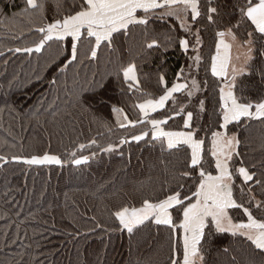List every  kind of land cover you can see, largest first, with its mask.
Returning a JSON list of instances; mask_svg holds the SVG:
<instances>
[{"label": "snow or ice", "instance_id": "1", "mask_svg": "<svg viewBox=\"0 0 264 264\" xmlns=\"http://www.w3.org/2000/svg\"><path fill=\"white\" fill-rule=\"evenodd\" d=\"M18 16L37 38L8 51L30 57L56 44L57 55L46 65L51 71L47 83H63L64 103L71 109L67 115L88 114L93 105L109 104L120 128L143 125L120 139L119 145L143 141L146 147L159 149L164 165L159 194H141L139 206L121 205L112 213L115 230L126 231L129 237L146 228H154L157 234L167 232V264H240L232 244H223L225 234L238 243H248L251 251L246 264H264V149L251 164L241 151L242 145L247 146L245 133L252 122H259L264 132V88L251 97L247 92L251 81L240 79L258 77L264 85V0H24ZM155 20L163 22L166 31L158 33L163 41H146L147 55L151 50L166 52L169 48H178L185 55L191 50L192 54L191 62L178 69L171 83L166 73L157 71V89L148 92L137 63L122 61L133 32L139 30L147 36ZM210 26L218 38L209 68L215 78L211 85L206 77L199 78L202 32ZM24 33V27L18 25L14 35ZM234 46L242 52L236 57L237 64L231 63ZM104 52L109 57L119 54L115 71L105 72L99 79L93 73L83 83L75 71L68 83L69 71L85 61L99 64ZM8 62L5 59L4 64ZM16 79L8 80L4 97L11 95ZM114 82L120 93L115 102L105 95ZM210 88L215 91L210 93ZM46 99L40 101V108ZM60 99L58 90L44 110L53 111ZM129 101L137 110L135 119L125 110ZM0 103L4 104L0 112L16 111L15 101L0 98ZM40 108H34L31 115H37ZM95 122L104 124L99 117ZM174 124L178 126L173 128ZM116 147L109 144L103 151L111 153ZM72 155L71 162L77 166L89 161L88 156ZM10 162L29 167L63 163L49 154L0 155V167ZM232 210L246 220L237 221ZM4 235L0 252L6 254L20 236L17 233L9 242L8 233ZM0 264L23 261L11 258Z\"/></svg>", "mask_w": 264, "mask_h": 264}, {"label": "trees", "instance_id": "2", "mask_svg": "<svg viewBox=\"0 0 264 264\" xmlns=\"http://www.w3.org/2000/svg\"><path fill=\"white\" fill-rule=\"evenodd\" d=\"M23 3L24 0H0V51L5 53L0 56V98L16 102V111L0 112V155L10 158L13 154L24 157L49 154L58 156L63 163L62 166L29 167L10 162L0 167V248L5 243L6 232L9 242L17 233L20 236L19 242L11 245L6 254L0 252V261L15 258L22 260L23 264H167V232L157 234L154 228H146L129 237L126 231L115 230L112 216L121 205L139 206L137 201L141 194L149 197L159 194L164 167L159 149L146 147L143 141L119 145L120 139L138 132L143 125L137 129L120 128L109 104L93 105V111L88 114L67 115L71 109L64 103L63 83L59 86L47 83L51 71L46 65L57 55L56 44H52L50 52L48 49L30 57L8 51L37 38V34L29 32L26 22L18 16ZM18 25L25 29L23 36L14 35ZM151 29L147 36L139 30L133 32L122 61L137 63L143 87L148 92L157 89V71L166 73L171 83L178 69L186 61L191 62L189 56L192 54L191 50L185 55L178 48H169L166 52L151 50L152 54L147 55L146 41L153 38L163 41L158 33L166 31V25L155 20ZM217 39L211 26L202 32L199 78L206 77L210 85L215 80L209 68ZM230 55L231 63L237 64L236 57L242 56V52L234 46ZM5 59L9 61L7 65ZM119 60L118 53L109 57L104 52L99 64L85 61L69 71L68 83H72L75 71L79 72L82 83L93 73H97L99 79V75L115 71ZM13 76L17 79L11 95L4 97L8 80ZM240 79L251 81L247 88L251 97H257L264 88L258 77ZM58 90L61 99L53 110L54 115L53 111L44 108L56 97ZM213 91L210 88V93ZM105 95L112 97L113 102L120 99L115 82ZM44 97H47L44 108H40ZM124 107L130 118L135 119L137 110L132 108V102ZM0 108H4L3 103ZM34 108H40L37 115H31ZM96 117L104 124L95 122ZM252 124L245 133L247 146H241V151L247 153L246 162L249 164L258 159L264 149L262 126L256 121ZM177 126L172 125L173 128ZM109 144L116 145V149L111 153L104 152ZM81 145L85 147L81 148ZM73 153L75 158L88 156V163L73 164ZM232 211L237 221L246 220L238 210ZM222 242L225 245L231 243L240 264H246L251 251L247 242L238 243L227 234Z\"/></svg>", "mask_w": 264, "mask_h": 264}, {"label": "rangeland", "instance_id": "3", "mask_svg": "<svg viewBox=\"0 0 264 264\" xmlns=\"http://www.w3.org/2000/svg\"><path fill=\"white\" fill-rule=\"evenodd\" d=\"M227 40H228V39H227ZM227 40H226V41H227ZM52 49H53V48H49V52H50Z\"/></svg>", "mask_w": 264, "mask_h": 264}, {"label": "crops", "instance_id": "4", "mask_svg": "<svg viewBox=\"0 0 264 264\" xmlns=\"http://www.w3.org/2000/svg\"><path fill=\"white\" fill-rule=\"evenodd\" d=\"M226 42H228V41H226Z\"/></svg>", "mask_w": 264, "mask_h": 264}]
</instances>
